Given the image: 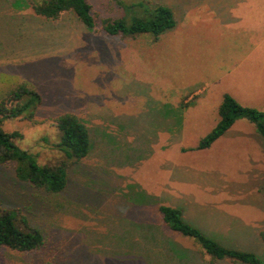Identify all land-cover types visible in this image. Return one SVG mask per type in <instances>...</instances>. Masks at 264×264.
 <instances>
[{"label":"rangeland","instance_id":"374dc122","mask_svg":"<svg viewBox=\"0 0 264 264\" xmlns=\"http://www.w3.org/2000/svg\"><path fill=\"white\" fill-rule=\"evenodd\" d=\"M88 1L95 29L71 12L50 20L27 2L0 0V100L22 83L43 98L35 121L7 119L2 127L20 131L17 144L42 164L68 161L57 146L58 116L77 114L92 136L90 154L69 167L68 186L58 194L18 180L13 163L0 164V204L22 212L45 238L34 251L0 246V264H212L196 239L165 222L162 204L181 208L200 229L221 226L226 214L241 219L254 234L235 239L234 232H214L212 238L231 233L219 242L255 252L264 264V208L254 204L261 201L257 189L264 191V138L254 122L241 118L237 133L227 135L231 128L199 149L220 119L214 99L201 92L183 122L185 108L178 106L189 97L176 93L200 86L203 77H189L186 69L206 57L216 62L226 53L231 59L238 43L196 54L197 43L194 48L189 41L208 32L194 25L196 32L188 27L190 34L176 42L175 34L160 41L152 33L110 35L102 28L106 18L132 23L159 4L180 8L181 0ZM251 89L258 91V84ZM178 96H184L181 103ZM131 193L144 199L135 201Z\"/></svg>","mask_w":264,"mask_h":264},{"label":"trees","instance_id":"16d2710c","mask_svg":"<svg viewBox=\"0 0 264 264\" xmlns=\"http://www.w3.org/2000/svg\"><path fill=\"white\" fill-rule=\"evenodd\" d=\"M114 1L119 6L122 5L121 0ZM20 2L29 3L37 15L50 20H57L64 13L71 12L91 29H95L98 24L88 0H20ZM149 14L147 18L135 17L132 23H128L124 18H106L103 20L102 28L107 34L122 37L152 33L155 40H158L163 33L176 26L175 12L170 6L156 5ZM42 102L40 92L27 83L13 88L0 100V164L13 163L18 180L45 192L58 194L68 186L69 167L88 157L92 150L91 130L86 122L73 112H66L56 118V126L60 134L57 146L70 161L56 164L40 163L35 154L17 144V140L23 136L20 131H7L2 127L3 121L7 119L23 117L35 121ZM219 115L220 120L217 125L200 140L199 149L211 147L241 118H248L254 122L257 132L264 138V110L242 105L231 94L225 93L219 107ZM139 195L141 194L131 193L130 197L135 201L143 200L144 196L139 197ZM159 211L174 231L197 240L209 255L210 263L229 259L235 264H262L261 258L256 253L228 247L208 236L185 218L181 208L162 204L159 206ZM262 236L264 238V231ZM44 243L42 231L32 226L22 212L15 208H4L0 204V246L28 252L40 248ZM205 252H202L203 256Z\"/></svg>","mask_w":264,"mask_h":264},{"label":"crops","instance_id":"0c3cea01","mask_svg":"<svg viewBox=\"0 0 264 264\" xmlns=\"http://www.w3.org/2000/svg\"><path fill=\"white\" fill-rule=\"evenodd\" d=\"M181 3L180 8L177 4L171 6L175 12L176 26L163 33L157 41H160L166 34H175L177 38H174L173 42H176L183 35L190 34L187 31L188 27L195 31L191 27L194 25L200 26L202 32H208L203 39L189 41L192 47L198 46L195 50L196 54H201L198 51L203 47L213 49L210 50L211 55L214 54L216 48H220L222 52L228 51L224 45L230 46L231 42L238 43L237 48H230L233 55H236L233 58L229 59L226 53L216 62L206 57L204 61H198L193 69H186V75L189 77L199 75L203 78L198 88L195 83H191L190 89L186 92L176 91V93L189 97L185 100L186 104L178 106L185 108L183 122L186 118L189 119L187 107L199 100L201 92L207 91L210 92L208 97L214 99L212 101L216 104L218 112L225 93L231 94L242 105L264 109V0H181ZM184 53L193 54V49H184ZM254 82L258 84V91L251 89ZM183 99L184 96H178L177 101L181 103ZM189 100L190 103H188ZM168 101L169 99L161 102ZM156 102L160 103V100ZM166 106L169 109L168 105ZM238 121L240 120L234 123L227 135L237 133L233 128ZM181 122L180 127L182 128L183 122L182 124ZM257 174L260 175V173ZM256 192L261 201L254 204L264 208V191L257 189ZM226 216L221 226L216 222L212 229H201L211 237H216L214 232H234L235 239L254 234L251 232V227L243 223L241 219L227 214ZM238 229L243 232L236 233ZM259 233L260 240L264 243L262 232ZM231 236V233H227L217 239L223 242Z\"/></svg>","mask_w":264,"mask_h":264}]
</instances>
